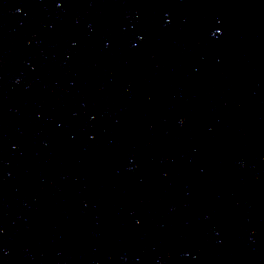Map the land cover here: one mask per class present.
<instances>
[{"label": "water", "instance_id": "obj_1", "mask_svg": "<svg viewBox=\"0 0 264 264\" xmlns=\"http://www.w3.org/2000/svg\"><path fill=\"white\" fill-rule=\"evenodd\" d=\"M0 264H264V0H0Z\"/></svg>", "mask_w": 264, "mask_h": 264}]
</instances>
